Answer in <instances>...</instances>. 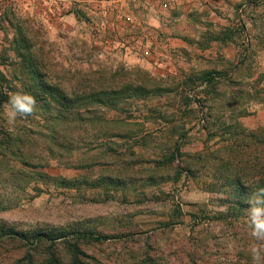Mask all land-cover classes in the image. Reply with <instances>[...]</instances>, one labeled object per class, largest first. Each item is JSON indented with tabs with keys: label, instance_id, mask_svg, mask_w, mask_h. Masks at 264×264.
<instances>
[{
	"label": "rangeland",
	"instance_id": "374dc122",
	"mask_svg": "<svg viewBox=\"0 0 264 264\" xmlns=\"http://www.w3.org/2000/svg\"><path fill=\"white\" fill-rule=\"evenodd\" d=\"M107 1L0 0V264H264L232 151L264 139V0Z\"/></svg>",
	"mask_w": 264,
	"mask_h": 264
},
{
	"label": "trees",
	"instance_id": "16d2710c",
	"mask_svg": "<svg viewBox=\"0 0 264 264\" xmlns=\"http://www.w3.org/2000/svg\"><path fill=\"white\" fill-rule=\"evenodd\" d=\"M212 79H210V82ZM114 90V89H110ZM142 94H144V89H141L140 91ZM52 94L54 95L55 99L57 102L59 101L60 103L66 104H72L74 105L75 103H78V106L82 105H89L92 102H95L96 104L102 105V97L107 95V96H117L120 93L114 91H109L106 93L104 90H98V91H93L91 93H87V95H82V96H75L78 98V102H74V98H67L64 97L60 92H58L56 89L52 91ZM3 106V101H0V107ZM81 108V107H80ZM90 114V113H88ZM258 136L252 135L250 137H247L246 140L251 141L248 143V145L245 144V142L248 141H242L238 142L239 144L233 147V150H236V157H239V160L236 159L235 161V168L240 166L238 168V175L237 179L235 180L234 185L236 186L239 194L241 195L242 198H255L257 196H260L263 201H264V139L262 141H258ZM253 142V143H252ZM2 144V143H1ZM3 144H5L3 142ZM258 144H260L263 147V151L261 153H258ZM253 147V148H252ZM234 152V151H233ZM235 160V159H234ZM11 237H18V238H23L28 239L26 235H22L17 232H10L9 234ZM72 235V237H75V242L71 244L72 251H74L75 254L80 253V248L78 245V242L84 239H90L92 236V233H76V236L73 234H68ZM67 236L63 235V237L58 236V237H51L45 232H38L35 233L33 236V243L32 245L36 247V250H39L40 248H43L47 253H50L54 244L60 240L66 239ZM96 241H101L102 238H96ZM44 245H47L44 247ZM79 262L78 260L76 261ZM79 264V263H78Z\"/></svg>",
	"mask_w": 264,
	"mask_h": 264
},
{
	"label": "built area",
	"instance_id": "2783aa9c",
	"mask_svg": "<svg viewBox=\"0 0 264 264\" xmlns=\"http://www.w3.org/2000/svg\"><path fill=\"white\" fill-rule=\"evenodd\" d=\"M44 4L46 5H53L54 7L56 6L57 9H63V10H66L67 9V12L70 13V14H73L74 13V7L75 5L77 4V0H42ZM101 3L103 5L105 4H110L107 0H100ZM126 1H128L133 7L134 9H136V11H143L144 9L142 8H145V5H144V2L146 0H117L116 1V5H120V6H123V3H125ZM154 3H157L158 4V7L161 8V10L163 12H167L171 9V0H153ZM114 5V4H112ZM69 6V7H68ZM114 17L116 16L117 19H125V16L126 14H124L120 7L119 6H115V9L111 10ZM117 22L115 21H112L111 22V26H110V29H112V31L114 30L115 32H117V25H116ZM115 34V33H114ZM112 40L113 42L117 45H122L120 41H118V38L115 37V36H112ZM116 40V41H115ZM118 41V42H117ZM111 46V44H109ZM112 47H113V44H112ZM125 47V46H123ZM205 86H207V82L205 83Z\"/></svg>",
	"mask_w": 264,
	"mask_h": 264
}]
</instances>
